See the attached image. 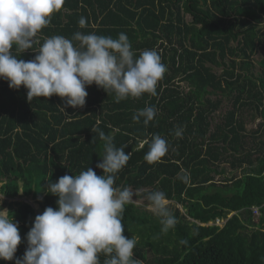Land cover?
I'll use <instances>...</instances> for the list:
<instances>
[{
  "label": "trees",
  "instance_id": "trees-1",
  "mask_svg": "<svg viewBox=\"0 0 264 264\" xmlns=\"http://www.w3.org/2000/svg\"><path fill=\"white\" fill-rule=\"evenodd\" d=\"M250 2L242 0H65L51 23L37 34L71 38L76 32L116 38L126 33L137 55L155 49L167 66L157 84V95L129 97L117 103L115 93L95 84L87 86L83 108L58 106L60 97H34L27 89H11L0 79V207L18 222L22 257L26 235L37 210L17 201L31 198L43 212L57 208L58 197L47 191V180L96 168L103 141L92 129L114 137L117 147L131 152L116 174V187L138 191L147 204L149 192L162 191L178 223L162 232L160 219L151 220L135 203L125 205L124 235L137 238L133 254L143 264H264V49L262 9L247 18L239 13ZM244 10V9H243ZM188 16L191 21H188ZM86 19L81 27L79 19ZM237 42V46H233ZM33 49L13 54L31 60ZM146 105L157 115L147 126L134 122V113ZM248 119L262 120L248 131ZM183 128L181 137L175 135ZM159 134L169 144L160 162L144 160L148 145L141 142ZM228 165L242 176L226 175ZM181 169L190 182L178 178ZM259 215H254V209ZM232 215V216H231ZM217 219L224 226L209 225ZM186 240L187 244L180 241ZM105 257L101 254L103 264ZM0 264H14L0 260Z\"/></svg>",
  "mask_w": 264,
  "mask_h": 264
},
{
  "label": "clouds",
  "instance_id": "clouds-1",
  "mask_svg": "<svg viewBox=\"0 0 264 264\" xmlns=\"http://www.w3.org/2000/svg\"><path fill=\"white\" fill-rule=\"evenodd\" d=\"M65 0H0V79L11 89H27V100L34 97L62 99L58 106L66 117L67 108L86 105L87 86L95 84L107 93H115V101L139 98L144 94L157 95V84L167 72V66L155 49L136 54L126 33L116 38L95 33L76 32L71 38L62 35L47 37L40 43L37 34L49 26L51 17L59 12ZM86 26V19L78 21ZM39 43L38 53L31 60L13 54L31 50ZM157 115L154 106L137 110L132 119L143 120L147 126ZM96 132L103 143V155L96 168L87 167L75 175L65 174L57 182L47 180L48 193L58 197L57 208L47 207L35 217L26 235L27 248L22 257H16L21 235L18 222L5 208L0 207V260L14 264H143L134 258L137 238L124 235L122 223L125 205L134 203L140 194L130 187H116V174L131 158L125 146L117 147L114 137L99 129ZM183 128L175 135L181 137ZM148 145L144 160L149 164L160 162L168 153L169 144L159 134L141 142ZM178 178L190 182V174L181 169ZM3 199V198H2ZM0 199V200H2ZM148 210L160 217L162 232L174 228L178 220L169 209V201L162 191L146 196ZM187 244L186 240L180 241Z\"/></svg>",
  "mask_w": 264,
  "mask_h": 264
},
{
  "label": "rangeland",
  "instance_id": "rangeland-1",
  "mask_svg": "<svg viewBox=\"0 0 264 264\" xmlns=\"http://www.w3.org/2000/svg\"><path fill=\"white\" fill-rule=\"evenodd\" d=\"M243 2H250V7L246 10L244 7H240V11L239 13L242 12V16L247 17V18H251L249 17L250 15L252 16L253 11L254 10H258V9H262L263 4H264V0H242ZM244 9V10H243ZM188 21H191V17L188 16ZM259 27H262L264 29V21H261V23L259 24ZM233 46L236 47L237 46V42H233ZM264 58V49H259L255 55L254 58V63L256 65V73L258 74L261 71V67L258 64L259 61H261ZM249 123H248V131H252V130H257L260 122L262 121L260 120H256V121H251L250 119H248ZM264 138V137H263ZM221 171H224L226 173V175H238V176H242L244 174L243 171L239 170V171H233L228 165H224L220 168ZM3 197L0 194V199H2ZM4 200V198L2 199ZM17 201H23L26 203H30L33 205V207L37 210L38 215L42 214V212L39 211V206L31 199V198H17ZM1 200H0V204H1ZM140 210H142L146 216H148V218H150L151 220H153V218L155 220H158L160 217L154 215L150 210H148V204L147 202L140 197V194L136 197L135 202H134ZM174 204L173 203H169L168 207L171 211H173L174 208ZM232 216V215H231ZM227 220H222L221 223L219 224L220 226H222L224 223H226ZM215 224L214 222H211L209 225H213ZM224 226V225H223Z\"/></svg>",
  "mask_w": 264,
  "mask_h": 264
},
{
  "label": "built area",
  "instance_id": "built-area-1",
  "mask_svg": "<svg viewBox=\"0 0 264 264\" xmlns=\"http://www.w3.org/2000/svg\"><path fill=\"white\" fill-rule=\"evenodd\" d=\"M254 215H255V216H258V215H259V209H257V208L254 209ZM221 221H222V220L217 219V220L214 222L215 224H213V225H215V226H220L219 224L221 223ZM223 225H225V223H224ZM223 225H222V226H223Z\"/></svg>",
  "mask_w": 264,
  "mask_h": 264
}]
</instances>
